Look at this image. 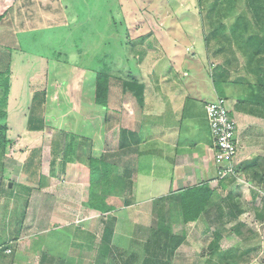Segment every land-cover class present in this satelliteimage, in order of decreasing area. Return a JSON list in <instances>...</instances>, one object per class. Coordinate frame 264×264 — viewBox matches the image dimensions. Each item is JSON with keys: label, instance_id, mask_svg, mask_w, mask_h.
<instances>
[{"label": "rangeland", "instance_id": "1", "mask_svg": "<svg viewBox=\"0 0 264 264\" xmlns=\"http://www.w3.org/2000/svg\"><path fill=\"white\" fill-rule=\"evenodd\" d=\"M40 1L3 0L0 3V14L6 12L9 9L7 7L13 6L14 10L10 11L9 18L6 17L0 27L1 71L4 70L5 63L10 59V52L7 48L14 49L12 50V101L9 108V138L12 145L9 148V158L6 161L9 163V165L7 164L9 169L6 172L0 171V180L5 178L4 182L8 188L12 184L13 193H8L12 198L6 193L0 200V245L10 242L14 244L12 242L15 241L12 238H15L20 231L21 216L26 209L27 187L33 184V177L29 178L33 168L31 169L30 166L25 172L21 168L28 154L27 152L21 154L25 152V150H21L37 148L41 142V137L38 140L39 134L31 135L26 129L28 111L25 106L31 100V92L48 90L49 98L44 113L52 130L49 129L46 136H51L53 132H64L66 135L77 133L85 138L97 130L92 124L94 116L103 117L102 119L106 116L107 110L96 108L92 96L95 70L106 65L110 67L113 75L108 115L111 120L115 121V124L121 122L124 126H128L129 120L135 116L134 114L138 116L137 106L134 104L137 101L132 99L133 93L127 95L129 98L123 102L124 107H122V99L118 95L122 80L116 79L115 76L122 77L124 80L126 74L133 71L139 82L147 80V77L150 78L149 81L147 80L150 92H147L146 97L151 99V106L156 107L157 104L153 100L157 95H152L153 92L164 86H173L167 84L169 81L167 76H174L177 68L181 66V61L190 54H198L199 51L202 53V58L198 65L205 66L197 76L199 86L192 87V89L187 87V85L190 86L191 79L194 81L196 79L193 75L184 76V67L181 72L177 73V76L180 75L179 80L186 85L189 93L200 92L199 98L213 99V101L217 99L218 95H226L228 98L239 96L235 92L238 89H235L234 84H223V92H219L213 81L211 70L205 64L210 56H207L205 51L204 32L197 0ZM49 1L50 3H48ZM17 9L22 10V14H17ZM39 15L43 18L40 19ZM141 36L144 37L143 41H139ZM196 48H199V51L196 52ZM240 59L241 55L237 54L239 63ZM140 61L143 62L140 63ZM139 69L143 70V74L138 72ZM164 75L166 81L162 87L157 78ZM244 95L241 97L244 98ZM192 101H188V104ZM192 105L195 107L196 102ZM90 121L91 123H89ZM96 122L97 127L98 120ZM110 122L109 120V124ZM202 125L204 126L203 122ZM259 129L262 133L257 137L263 140V118L259 122ZM102 130L103 128L95 132L98 136L95 146L99 150L105 145V151H109L110 144H112L109 141L111 133L109 129L105 131L103 136L106 140L103 143L102 138L100 139V136L102 137L104 134ZM261 145L263 147L261 146L259 150L264 153V143ZM46 160L51 161V158ZM45 165L47 164L45 163ZM45 168L47 167L45 166ZM84 172L86 175L87 171L84 170ZM19 179L21 182L18 181ZM61 184L68 188L65 187L68 194L61 192L62 195L59 192V198L49 204L50 208L43 204L44 200L49 199L46 197V193H43L44 191L35 190L32 193L27 209L28 215L24 222V224L30 225L20 232L21 238L18 240L20 243L12 245L10 251L6 252L9 255L4 260V264H40L44 252H48L47 254L50 256H53L52 253L61 255L66 254L69 247L68 256L71 260L66 264L90 263L88 260H72L75 252H88V248L93 244V240L84 236L81 231L84 228H93V225L90 226L89 223L85 224L86 222L82 221L83 216L92 212L88 203V182L87 180L81 181L73 184L72 187L70 184L54 178L51 191L48 193L53 194L58 189L56 186ZM62 196L66 197L64 201H61ZM261 198L264 200V192H262ZM47 203L49 202L47 201ZM174 205L176 208L177 203ZM52 206H55L53 210H51ZM57 207L60 211H56ZM151 209L149 204H144L132 209L131 213L124 211L118 214H125L131 220H135L134 216L146 220V216L150 219L153 217L152 212L150 215L146 213ZM62 210H67L73 216L71 221L76 222L72 224L70 221L71 225L59 226L61 223L65 224V216L61 214ZM171 211L175 210L171 209ZM92 213L99 216V219L101 217V219L112 220L115 216ZM51 219L58 225L53 226ZM150 223L152 227L153 222ZM100 228L97 229L99 232L98 245L102 237ZM182 228L183 226L176 227L175 230L181 232ZM126 229V223L119 218L116 240L121 247H125L127 244L125 240L129 230L126 231ZM262 230L264 236V227ZM198 239L191 238L190 244L183 245L179 249L177 252L179 256L176 261L174 260V264H226L221 256L206 260L203 253L205 245L197 241ZM231 246L240 248L242 245L231 242L227 243L224 248ZM129 251L131 254H136L138 263L143 262L147 256L143 243H136ZM254 253L252 260L246 264H264V245ZM88 255L86 254V256Z\"/></svg>", "mask_w": 264, "mask_h": 264}, {"label": "crops", "instance_id": "2", "mask_svg": "<svg viewBox=\"0 0 264 264\" xmlns=\"http://www.w3.org/2000/svg\"><path fill=\"white\" fill-rule=\"evenodd\" d=\"M2 2L3 0H0V3ZM35 2H38V0H35ZM40 3L42 2L40 1ZM195 50L197 52L199 48ZM205 51L208 54V51ZM198 54L193 53L186 56V59L181 61V66L177 68L174 76L166 75L169 79L167 84L173 86L163 87L166 81L165 75L157 78L158 83L160 82L163 88L156 90L152 94L157 95L153 100L157 104L156 107L151 106V99L146 97L147 92H150L148 88L150 78L147 77L148 81H140L146 85L143 104H139L135 96L132 95V99L134 98L137 101H134V104L137 106L136 113H138V116L134 114L135 116L129 120L128 126H124L121 122L115 124V121L109 118L111 121L108 127L111 133L109 141L112 143L110 144L109 152L121 150L123 130L131 132L136 141H139L138 145L133 144L134 148L139 150V152L135 153H138L136 159L134 158L135 156L133 158L130 155L127 157V159L136 160L135 169L137 173L134 175L135 183L132 194L135 203L111 213L116 218L114 244L121 247L116 240L117 222L121 218L126 223V231L129 230L125 240L129 245L126 244L125 247L121 248H125L127 255H130L129 250L136 245L135 241H137V244L143 243L145 248L152 228L150 222H153V219L146 216V220H143L134 216L135 220H131L127 218V215L119 214L124 211L131 213L132 209L149 204L152 209L146 213L150 215V212H153L154 205H158V208H162L165 211L173 233L184 238L183 243L174 254L175 258L179 256L177 252L183 245L190 244L191 238H199L197 241L205 245L203 253L206 256V260H212L217 256H221L223 259V253L225 254V252L234 248L239 249L238 254L246 253L248 251H245V249L253 246L252 251H249L240 262L245 259L250 261L255 254L254 252H257L260 246L264 245L262 230L264 227V200L261 198V194L264 192V153L259 150L262 146L261 143H264V139L261 140L260 137H257L262 133L260 129L258 130V125L262 118L264 119V106L260 103L257 104V102H250L245 97L242 98L241 96L244 93L242 89L236 86L235 89H238V91L235 92L239 96L228 98L226 95H222L228 100L230 112L237 121L239 148L236 157L238 174L227 181H224L225 179L220 180L217 177V167L214 162V140L206 114L207 104L213 99L203 100V97L199 98L200 92L189 93L186 85L179 80L180 75L177 76L178 71L181 72L182 67H184L183 75L187 77L193 75L196 79L195 81L191 79L190 86L187 85V87L192 89V87L199 86L197 76L204 70L205 66L203 64L201 66L198 65L199 60L202 58V53L199 51ZM207 60L208 62L205 64L209 70L215 68L216 63L212 59L210 60V57ZM232 62L235 64L233 60ZM230 68H233V66H230ZM138 72L143 74L142 69H139ZM223 84L230 85V83ZM119 91L118 95L121 96L122 107H124L123 102L129 98L127 95L129 96L132 93L123 92L121 88ZM190 100L196 102L195 107L192 105L193 101L188 104ZM103 135H105V132ZM102 138L103 143H105L106 139H104V136ZM133 142L131 141V144ZM101 151H105V145H103ZM256 160L259 164H262V167L254 164ZM71 166L66 170L67 173L72 174L70 177L64 176L62 170L59 169L57 175L50 179L48 187L42 189V192L44 191L43 193H46V197L49 198L47 199L49 203L45 200L43 201L44 205L50 208L49 204L59 198V192L62 195L63 193L61 192L68 194L67 187L63 184L56 186L58 189L53 194L48 193V191H51L50 188L54 178L71 186L87 180L89 186L88 167L84 163H75ZM84 170L87 171V179ZM204 184H207L214 192L211 198L212 204L205 210L198 221L193 223L183 222L178 203L181 192ZM65 198L62 196L61 201H64ZM157 201L161 205L156 203ZM174 203H177L176 208ZM54 207L52 206L51 210ZM171 209L175 211H171ZM56 211H60L59 207H57ZM91 211L99 213L95 210ZM92 212L83 216L82 221L86 222L85 224L89 223L90 226L93 225V228H84L81 231H83L84 236L93 240V244L88 248V252H75L72 260H88L90 262L95 259L94 256H99L96 251L100 245L97 244L99 241L97 229L101 227L103 237L104 223L101 217L99 219V216L97 217ZM67 213V210H62L61 214L65 216V224L61 223L59 226L71 225L70 221L73 216ZM51 221H53L52 223L50 222L53 226L58 225L56 222L54 223L53 219ZM74 222L76 221H71L72 224ZM29 225L25 223L22 225L23 227L21 226L18 235L12 239L15 241L12 242L14 244L10 242L8 249H11L12 245L20 243L18 241L21 238L20 232ZM181 226H183L182 231L176 232V227ZM95 228L96 230L94 231ZM134 229L135 231H132ZM216 234L220 235L217 241L220 245V253L211 255L209 247L211 244H215ZM231 242L242 246L240 248L233 246L224 248L227 243ZM68 249L66 254L51 253L55 258L64 259L68 263L71 260L68 256L70 249ZM86 254L89 255L86 256Z\"/></svg>", "mask_w": 264, "mask_h": 264}, {"label": "trees", "instance_id": "3", "mask_svg": "<svg viewBox=\"0 0 264 264\" xmlns=\"http://www.w3.org/2000/svg\"><path fill=\"white\" fill-rule=\"evenodd\" d=\"M196 3L200 10L204 32L203 41L210 60L212 59L216 63L215 68L210 72L219 92H223V83L234 84L236 87L244 89L246 100L264 106V0H197ZM19 10L17 9L16 13L22 14V10ZM10 11H14L13 6L5 13L0 14V27L3 25L4 19L9 18ZM39 18L43 17L39 15ZM143 40L144 37L141 36L139 41ZM7 49L10 52V59L5 63L4 70H0V171L2 172L9 169L7 166L9 163L6 161L9 158V148L12 145L9 138V108L12 101V50L14 49ZM237 54L241 55L240 63L237 60ZM230 66L235 67L234 71ZM95 73L94 83L92 82L93 103L96 108L107 110V112L104 119L94 116L92 124L95 129L103 128L102 131L105 132L109 127L108 110L113 75L108 65L95 70ZM115 78L122 80L121 89L123 92L133 93L138 103L143 104L146 86L136 79L133 71L128 72L126 78L123 77L124 80L118 76ZM31 93V100L25 106L28 111L26 129L31 135L39 134L38 140L41 137V142L37 148L21 150H25L21 154L28 153L27 159L24 160L21 167L22 171L25 172L30 166L31 169L33 168V172L29 176L30 179L33 177V184L27 187L26 209L21 216V226L24 225L27 218V209L32 193L35 190L42 191L48 187L50 179L57 175L59 169L62 170L64 176L70 177L72 174L67 173L66 170L75 163H84L89 169L88 203L91 210L98 211L105 216L123 207L133 205L134 175L137 173L135 159L138 154L135 153L139 152L133 146V144H139L133 134L126 130L122 131L121 150L118 152L101 151L102 148L99 150L96 148L95 141L98 136L95 132L97 130L94 133L91 131L92 134L86 138L77 133L66 135L64 132L53 131L51 136H46V132L51 129L44 113L49 98L48 90ZM131 141L134 142L131 144ZM129 155L132 156L131 158L135 156V159H127ZM47 158H51V161H47ZM254 164L262 167V164H259L257 160L254 161ZM4 180L5 178L0 180V200L6 193L12 192V186L8 188ZM18 181L21 182V179ZM11 194H8L10 198H12ZM213 195V190L207 184L182 191L178 203L183 222L198 221L212 204ZM161 204L159 203V205ZM152 215L153 226L144 248L147 256L143 262L138 263L136 254L127 255L125 249L114 244L116 226L114 217L112 220L103 218V237L96 250L99 256H94L95 259L91 260L89 264H174V260L176 261L174 254L183 243L184 238L173 233L165 211L158 208V205H154ZM219 238L220 235L216 234L215 244L213 243L209 247L211 255L220 253V245L217 242ZM8 245L9 243L0 245V264H4V260L9 255L5 252ZM252 248L253 246H249L245 251H252ZM238 250L234 248L223 253V260H226V264L248 263L246 259L240 262L248 252L238 254ZM47 253L42 254L40 264H66L64 259L55 258ZM2 260L3 262H1Z\"/></svg>", "mask_w": 264, "mask_h": 264}, {"label": "built area", "instance_id": "4", "mask_svg": "<svg viewBox=\"0 0 264 264\" xmlns=\"http://www.w3.org/2000/svg\"><path fill=\"white\" fill-rule=\"evenodd\" d=\"M206 114L214 140L217 177L220 180L235 177L238 174L236 162L239 148L238 126L235 117L230 112L228 100L218 96L216 100L207 104Z\"/></svg>", "mask_w": 264, "mask_h": 264}, {"label": "clouds", "instance_id": "5", "mask_svg": "<svg viewBox=\"0 0 264 264\" xmlns=\"http://www.w3.org/2000/svg\"><path fill=\"white\" fill-rule=\"evenodd\" d=\"M8 250V249H7ZM5 252H6V250H5Z\"/></svg>", "mask_w": 264, "mask_h": 264}, {"label": "water", "instance_id": "6", "mask_svg": "<svg viewBox=\"0 0 264 264\" xmlns=\"http://www.w3.org/2000/svg\"><path fill=\"white\" fill-rule=\"evenodd\" d=\"M11 185H12V184H11ZM11 185H10V186H11Z\"/></svg>", "mask_w": 264, "mask_h": 264}]
</instances>
